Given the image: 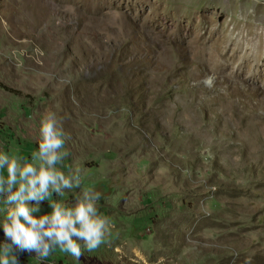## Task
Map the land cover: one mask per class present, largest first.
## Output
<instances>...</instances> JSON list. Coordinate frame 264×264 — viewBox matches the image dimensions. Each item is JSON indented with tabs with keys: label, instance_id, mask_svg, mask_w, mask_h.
<instances>
[{
	"label": "rangeland",
	"instance_id": "374dc122",
	"mask_svg": "<svg viewBox=\"0 0 264 264\" xmlns=\"http://www.w3.org/2000/svg\"><path fill=\"white\" fill-rule=\"evenodd\" d=\"M263 67L264 0H0V152L32 162L54 112L81 184L33 214L92 189L115 225L79 260L17 264H264Z\"/></svg>",
	"mask_w": 264,
	"mask_h": 264
},
{
	"label": "clouds",
	"instance_id": "9594fccd",
	"mask_svg": "<svg viewBox=\"0 0 264 264\" xmlns=\"http://www.w3.org/2000/svg\"><path fill=\"white\" fill-rule=\"evenodd\" d=\"M67 138L56 114L47 110L40 121L39 150L33 153L32 162L0 152V170H7L6 178L0 175V196L13 205L2 223L7 239L0 243V264H17L16 250L35 252L43 260L59 248L79 260L82 250L78 241L93 251L115 227L110 218L99 214L100 193L92 189L83 191L71 207L53 201L51 214H33L40 212L41 203L53 193L63 196L64 189L80 187L79 169L65 175L56 167L69 155L61 151ZM155 264H165V258H158Z\"/></svg>",
	"mask_w": 264,
	"mask_h": 264
},
{
	"label": "bare ground",
	"instance_id": "6f19581e",
	"mask_svg": "<svg viewBox=\"0 0 264 264\" xmlns=\"http://www.w3.org/2000/svg\"><path fill=\"white\" fill-rule=\"evenodd\" d=\"M259 37L257 35V38H256L255 37V34H251L250 32H248L247 36L244 35V39L243 40H244V42L250 44V46H251L256 40H258V42H259V40H260ZM261 42H262V40H261ZM259 48H262V46H260ZM240 51H241L240 48H233L230 51L232 53L230 57H228V56H226V55L223 54L222 56H220V60L225 61V62L228 61V63H233V62H236L239 59L242 60L244 58V61L242 60L243 62L239 66V72L242 73L244 69L246 71H250L251 68H252L251 67V64H252L253 60L251 58L247 57L248 54L246 56L242 55ZM262 56H263V54L261 53V50L259 49L253 58L256 59V60H260ZM223 65L226 67V64L225 63ZM263 76H264V67L261 68V71L258 74L254 73L253 76H252V78L257 79V80H261L263 78Z\"/></svg>",
	"mask_w": 264,
	"mask_h": 264
},
{
	"label": "crops",
	"instance_id": "0c3cea01",
	"mask_svg": "<svg viewBox=\"0 0 264 264\" xmlns=\"http://www.w3.org/2000/svg\"><path fill=\"white\" fill-rule=\"evenodd\" d=\"M8 144V143H7Z\"/></svg>",
	"mask_w": 264,
	"mask_h": 264
}]
</instances>
